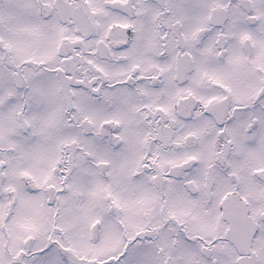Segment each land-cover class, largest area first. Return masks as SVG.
Returning <instances> with one entry per match:
<instances>
[{"label": "snow or ice", "instance_id": "obj_1", "mask_svg": "<svg viewBox=\"0 0 264 264\" xmlns=\"http://www.w3.org/2000/svg\"><path fill=\"white\" fill-rule=\"evenodd\" d=\"M0 264H264V0H0Z\"/></svg>", "mask_w": 264, "mask_h": 264}]
</instances>
